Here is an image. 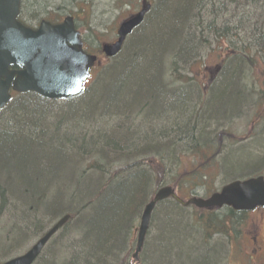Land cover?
I'll return each instance as SVG.
<instances>
[{"label":"trees","instance_id":"obj_1","mask_svg":"<svg viewBox=\"0 0 264 264\" xmlns=\"http://www.w3.org/2000/svg\"><path fill=\"white\" fill-rule=\"evenodd\" d=\"M75 1L77 11L69 13L65 8H49L46 0H23L19 20L28 27L43 20L59 23L68 11L85 23L90 11L82 7L85 3ZM144 5L151 9L135 39L97 68L82 96L53 101L31 93L13 94L0 113L3 244H10L13 229L27 235V240L40 238L55 221L71 217L63 230H73L72 237L52 239L35 264L126 260L135 251L134 233L143 210L160 189L175 187L179 197L189 198L213 180L214 156L222 154L225 145L209 139H226L229 128L221 126L249 105L245 101L236 111H217L214 92L224 84L240 94L243 89L249 94L258 90L259 105L248 111L257 108L258 117L263 115L264 91L256 84L264 77V0H152ZM87 31L91 32L88 27ZM100 47L97 52L102 55ZM210 52L224 57L208 79H214L212 84L206 89L191 85L189 75L195 81L207 72L205 55ZM197 64L200 71L194 70ZM248 75L253 86L246 84ZM177 84L182 88L172 91ZM247 135L239 140L251 142L255 137ZM110 140L113 144L108 146ZM257 140L261 142L234 144L237 157L230 156L235 157V168L232 175L223 174L225 180L264 174V138ZM32 151L53 155L38 152L39 157L32 158ZM230 156L222 158L223 164ZM259 156L260 161L253 162ZM57 162L61 163L60 182L54 172ZM220 167L216 170L222 171ZM50 200L55 208L59 200H64L63 205L71 202L75 210L53 217L48 211ZM186 211L173 200L157 205L151 219L156 235L149 233L143 264H199L200 259L201 264H220L224 260L222 241L215 246L219 255L213 263L203 254L204 237L196 230H203L208 240L216 232L227 240L231 233L234 238L240 225L234 223L221 233L214 224L203 223L201 211ZM6 256L7 252L0 258H14Z\"/></svg>","mask_w":264,"mask_h":264},{"label":"water","instance_id":"obj_2","mask_svg":"<svg viewBox=\"0 0 264 264\" xmlns=\"http://www.w3.org/2000/svg\"><path fill=\"white\" fill-rule=\"evenodd\" d=\"M22 0H0V112L11 101V92L35 93L43 99H71L85 92V82L97 57L83 51L80 32L72 17L61 24L41 22L36 29L19 22ZM150 6L122 22L117 31V41L104 45L102 52L114 58L121 51L127 37L143 22ZM173 198L183 206L198 209L228 206L235 211H252L264 207V178L235 181L208 199L191 198L187 202L178 198L172 187L162 188L145 207L139 226L136 255L140 253L156 205ZM70 216H65L43 239L26 254L4 264H34L49 239L64 226Z\"/></svg>","mask_w":264,"mask_h":264},{"label":"rangeland","instance_id":"obj_3","mask_svg":"<svg viewBox=\"0 0 264 264\" xmlns=\"http://www.w3.org/2000/svg\"><path fill=\"white\" fill-rule=\"evenodd\" d=\"M76 2H79V4H81V2L85 3L86 5H84L82 7L85 9L88 7V9L90 11L89 14H85V17H86L85 23H82L80 20H77V18H76V24L79 27V30L83 34V40H84L85 46L88 49L89 54H92V55L97 54L96 56L99 57L100 61L102 62V66H104L105 63H107V60L105 59V57L103 55H101V54L99 55V53L97 52L98 51L97 49L102 44L103 45L104 44H112L116 40V33H117L119 25L123 21L130 18L132 15L137 14L140 11L141 5L143 2H147V3L149 2L151 4L152 0H76ZM50 3H51V5H50L51 7H49V8H53V7H60L61 9L65 8V10H68L69 13H71V11H73L74 13H75V11H77V9L72 4V0H46V5H48ZM81 5H83V4H81ZM68 11H66V13L63 12V14L67 16V14H69ZM27 22H29V21H27ZM29 23L32 24L31 22H29ZM87 27L91 30L90 33L87 31ZM138 29L127 40L126 44H128L132 40V38L134 37L135 34L139 33V32L137 33ZM92 34H93V36H92ZM244 36H245V34L242 35L241 37H244ZM133 39H135V38H133ZM240 46H242V43H240ZM213 52H210V54L205 55V61L208 65V70H205L207 72H205L203 75L201 73L197 78H195V83H197L198 86H206L207 87V85H209L210 83L212 84V81H209L208 79L211 77L212 74L216 73V70L218 69L219 65L222 64V62H223L224 57H221V59H219L218 58L219 56L218 55H217L218 57L215 56V53H213ZM200 67H201V64H197L196 67L194 68V70L197 69V71H200L198 69ZM95 72L98 73L99 71L96 70L92 73L93 78L96 75ZM204 76H209V77H204ZM237 78H240V76L238 75ZM246 78H247L246 84H248V85L251 84L250 86H253L252 77L250 75H248ZM238 80H236V81H238ZM92 81H93V79H91L88 86L91 84ZM263 83H264V77L263 78L260 77V80L257 81L256 85H258V87L264 91V88L262 86ZM239 85H240V82H239ZM225 87H226V84H224L223 86H221L219 89H217L214 92V96H215L214 101L216 100L218 103L215 107L217 111H222V110L230 111V109L231 110L235 109V111H236L240 108L242 103L243 104L245 103V101L248 102L249 105L246 106L245 108L241 109L239 112L233 111L235 113H233L232 118L225 122V124H224L225 126H221V127H223L222 129L229 128L228 135H227L226 139L222 140V142H220V141L217 142V138H216V140H214L213 138L209 139V140H212L214 143H216V145H218V143L224 144L226 148L224 147L222 154H215V156H214L215 159H214L213 164L211 166L212 168H215L212 171L213 180L209 181L206 185L201 186L199 189H196V192L193 194V195H197V196L203 197V198L209 197L210 192L211 193L215 192L214 191L215 189H216V191H219L224 184H227V183L231 182L232 180H238V179L244 178V176H242L243 178L236 177L235 179H229V180L226 179L225 180V178L223 176V174H225L227 176L232 175L233 169L235 168V165L234 166L232 165V159L235 157H231L232 155H235L237 157V154L235 153L236 151H234L235 150L234 149L235 143H236V145L239 143V146H237V147H240L242 145H248L250 143H254L255 141L257 143H260L261 140H257V139H260L261 137L264 138V111H262L263 115H260L259 117H258V114L256 113L257 108H255V110H249L248 111L249 107L254 106V105H256V107H257L259 105V102H258L259 101L258 100L259 94H257L259 91L256 89L257 93H255V89H254V92L252 94H249V92L247 90L243 89L242 94H244V95H242V94H240L241 92L239 90L232 89V92H231L230 89H225ZM171 90L176 91V89H171ZM184 91L187 92V91H190V89L185 88ZM209 97H208V99H209ZM208 99H207L206 103L207 102L209 103L210 99L209 100ZM151 106L156 107V104H153V105L151 104ZM172 106L177 107L176 102H173ZM263 107H264V105L262 106V108ZM205 108H206V106H205ZM240 112H241V115H238ZM251 124L254 126V128L252 127ZM218 129H219V127L216 130H218ZM216 133L217 132H215V135H216ZM252 133L255 134L254 135L255 137L252 139L251 142H246V139L239 140V138L244 137L246 134H248L247 135V137H248L249 134L251 135ZM240 141H243V142L240 143ZM214 147H216L215 144H214ZM212 151H213V149H212ZM38 152L42 153L44 156L49 157V158H51L50 155H53L47 151H44V152L38 151ZM38 152L32 151L31 153H29V155L32 158H37V157H39ZM241 153H243V152H241ZM184 154H185V152H183V155ZM228 155L229 156L231 155V156L223 164L222 158L227 157ZM189 158L192 159L191 157H189ZM186 160L190 161L189 159H186ZM257 161H260V156L257 159H253V162H257ZM253 162H250V163H253ZM229 165L231 166V169L227 170L225 167H228ZM55 166L58 167L57 169L54 170L56 181L60 182L59 169L61 167V163L57 162ZM220 166H222V168ZM219 167L221 168L222 171L216 170ZM206 169H210V167H207ZM51 172H52V170H51ZM260 175H262V174L250 173V175H246L245 178H248L251 176H260ZM263 176H264V174H263ZM56 190H57V192H59V188H57ZM182 197L184 199H186V198H188V195L184 194V195H182ZM48 211L51 212L50 207H48ZM5 219H7L6 216H5ZM247 220L248 219L245 218L241 221V226L244 228L243 232H246V229L249 228V226L247 225ZM237 227H239V224ZM2 231H3V229L0 228V245H3V241H4L3 240V234L4 233H2ZM243 234H245V233H243ZM11 236H12V240L10 242V246L13 248H15V247H17V248H15V249L12 248L11 250H9L7 252V249H4V247H2L0 249V255L5 254L6 252L8 255L6 257H10V256L15 257L17 255L24 254L37 241V238H35V237H31L27 240V235H23L21 233H18V231L15 229L12 230ZM152 237H153V235H152ZM152 237L150 236L149 238H152ZM236 239L233 238V233L230 234V236L227 240L224 238H221L222 244L224 246L223 251L225 253L224 257H223L224 258L223 264H250L249 260L242 253H240L239 244L237 243L238 241H240L239 236H237ZM225 246H226V248H225ZM145 252H146V250L144 251V255H145ZM226 257L228 258L227 263H226ZM0 259L1 260H7L5 258H3V259L0 258ZM201 262H202V259H200L198 261L199 264H201Z\"/></svg>","mask_w":264,"mask_h":264},{"label":"bare ground","instance_id":"obj_4","mask_svg":"<svg viewBox=\"0 0 264 264\" xmlns=\"http://www.w3.org/2000/svg\"><path fill=\"white\" fill-rule=\"evenodd\" d=\"M74 3H76V1L74 2ZM145 19H146V17L143 19V22L140 24V26L138 27V28H140L142 25H143V23L145 22ZM126 44V43H125ZM125 44L123 45V47H122V49H121V51L119 52V54L124 50V48H125ZM117 56H115V58H116ZM189 78H191L192 79V83H191V85L194 83L195 84V81H194V79L192 78V76L191 75H189ZM180 85L181 84H177L176 86H175V88L174 89H179V88H182V87H180ZM185 85V84H184ZM186 86H190V85H185V86H183V87H186ZM63 100H67V99H63ZM250 102V101H249ZM136 125V124H135ZM138 126V125H137ZM111 144H113V141H109V143H108V146H111ZM174 145V144H173ZM114 150L115 149H113V151L112 152H114ZM174 157H172V159H173ZM155 175H152V178L154 177ZM157 176V175H156ZM143 184V183H142ZM173 189H175V191H176V195H177V197L178 198H180L181 199V197H179L178 196V193H177V188H175V187H173ZM215 192H213V193H211L210 192V196H213L214 194H217V193H219L220 192V190L219 191H216V189L214 190ZM65 200H67V199H65ZM167 200H173L174 202H176L178 205H180L182 208H184V209H186L187 211H186V213H192V209H194V207L192 206V205H189V206H183V205H181V204H179L177 201H175L173 198H168ZM184 202H187L188 200H183ZM44 203V202H43ZM64 204V200H62V201H58V202H55V205H56V208H55V206L53 205V200H50V208H51V214H52V216L53 217H55L56 216V214H58L60 211H64V210H73L74 208H73V205L71 204V202H69V203H66L65 202V205H63ZM75 210V209H74ZM199 211H201L202 212V214H203V223L205 222V224L206 225H211V224H214V228L217 230V231H221V233H222V231H226L228 228H230V226H232L234 223L235 224H239L240 226H241V219H240V217L237 215H229V213H228V211L226 210V209H224V208H210V209H200ZM151 219H152V217L150 218V223H149V226H148V229H147V232H146V235H145V238H144V243H143V247H142V249H141V251H140V253L139 254H135L136 253V249H137V242H136V247H135V251H134V253L133 254H131V257L130 258H127L126 260H120V261H118L117 260V263L116 264H143L144 263V261H145V255H144V251H145V245H146V243H147V238H148V236H149V233H150V235L152 236H154V235H156V233H155V231L151 228ZM12 220V219H11ZM60 221V219H58L57 221H55L54 222V224L50 227V229H49V231L51 230V229H53L57 224H58V222ZM67 224V223H66ZM65 224V225H66ZM21 225V224H20ZM20 225H18V226H20ZM65 225L64 226H62L50 239H49V241L47 242V243H49L52 239H54V238H56V237H58V235H59V237H60V239L61 238H66L67 237V239L68 238H70V237H72V235L74 234V231L73 230H68V229H65V230H63V228L65 227ZM63 230V231H62ZM186 230H188V229H186ZM62 231V232H61ZM197 232H198V234H200V235H203V237L205 238H203V243H202V245H203V254L204 255H206L207 257H209V258H211L210 260L214 263L215 262V260H216V258H217V256L219 255V253H217V251L215 250V246L216 245H218V243L220 242V240H221V237H220V235L218 234V232H216L214 235H213V237H212V239L211 240H208V238L206 237V235H204V233H203V230H201V229H197L196 230ZM223 232V233H224ZM48 232H46V233H44V235L42 236V237H40V238H38V237H36L37 238V241L35 242V244H37L41 239H43L44 237H45V235L47 234ZM205 233H206V230H205ZM138 235H139V230L138 231H135V233H134V239L137 241V239H138ZM58 237V238H59ZM2 247H4V249H7V252L9 251V250H11L13 247H11L10 246V244L9 243H7V244H3V245H0V249L2 248ZM13 249H15V248H13ZM223 262V261H222ZM222 262H220V264H222ZM228 262V258L226 257V263ZM217 264H218V262H217Z\"/></svg>","mask_w":264,"mask_h":264},{"label":"flooded vegetation","instance_id":"obj_5","mask_svg":"<svg viewBox=\"0 0 264 264\" xmlns=\"http://www.w3.org/2000/svg\"><path fill=\"white\" fill-rule=\"evenodd\" d=\"M243 215L248 219L249 228L239 235L240 241L237 243L240 253L249 260L250 264H264V208Z\"/></svg>","mask_w":264,"mask_h":264}]
</instances>
